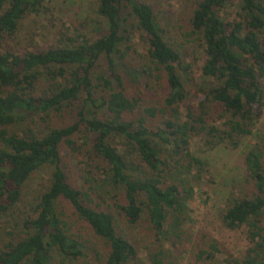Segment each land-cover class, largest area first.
<instances>
[{"label":"trees","instance_id":"16d2710c","mask_svg":"<svg viewBox=\"0 0 264 264\" xmlns=\"http://www.w3.org/2000/svg\"><path fill=\"white\" fill-rule=\"evenodd\" d=\"M229 2L182 0L173 19L94 0L96 36L20 47L49 5L0 0V264H177L207 167L193 142L244 143L245 190L219 221L247 247L234 257L202 235L189 264H264V0H239L231 20Z\"/></svg>","mask_w":264,"mask_h":264},{"label":"rangeland","instance_id":"374dc122","mask_svg":"<svg viewBox=\"0 0 264 264\" xmlns=\"http://www.w3.org/2000/svg\"><path fill=\"white\" fill-rule=\"evenodd\" d=\"M46 1L49 5L50 15L44 13L32 16L24 22L17 37L20 47L27 46L29 43L36 47L58 44L60 43L59 32L63 33L64 38H73L81 32L96 36L95 32L99 27V21L95 13L94 0ZM144 1L153 3L158 9H163L162 12L168 13L172 18L178 17L182 8V0ZM238 4L239 0H230L224 12L227 19L231 20L237 17ZM263 126L264 115L255 128V133L262 135ZM242 146L235 151H229L221 145L209 149L198 142L192 143L193 154L202 158L207 163V167L196 180L195 195L188 202V219L184 225V230L187 233L183 237L186 241L176 245V254L175 250L171 249L172 257H176L177 264L192 262L190 259L192 247L202 235L206 239L217 241L222 252L232 254L234 257H239L247 247V241L241 230H229L219 221V214L228 198L245 190ZM66 158L69 159V157ZM70 169L73 170V167ZM48 172L49 170L41 171L28 182V200L33 199L40 185L47 180ZM194 175L195 173L191 177ZM1 220L2 218H0ZM180 253L182 254L178 256ZM216 256L218 264H221L224 258L223 254H216Z\"/></svg>","mask_w":264,"mask_h":264}]
</instances>
